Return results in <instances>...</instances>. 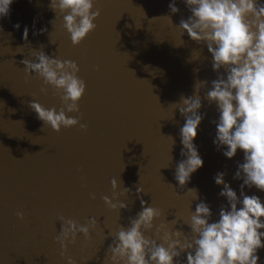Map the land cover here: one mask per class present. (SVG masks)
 <instances>
[{"label": "water", "instance_id": "obj_1", "mask_svg": "<svg viewBox=\"0 0 264 264\" xmlns=\"http://www.w3.org/2000/svg\"><path fill=\"white\" fill-rule=\"evenodd\" d=\"M170 3L179 12L172 13ZM95 9L100 11L97 27L78 45L50 0H15L0 19V264H66L56 240L61 216L79 224L97 219L90 238L79 234L67 256L77 264H110L109 246L120 226L127 228L141 211V199L162 212L145 232L155 238V226L173 220V229L190 236L186 222L201 200L210 205L212 220L218 219L227 200L218 195L223 185L214 182L217 172L225 173L239 195L243 180L233 177L243 152L229 159L212 142L218 112L205 93L217 73L207 46L178 26L191 15L183 0H98ZM40 50L79 65L86 92L80 111L69 115L86 129L77 124L57 132L36 118L31 100L62 107L52 86L24 70L22 61L35 60ZM197 81L208 82L198 93L203 120L195 139L204 165L181 188L175 169L184 159L179 130L185 121L173 104L196 95ZM113 178L122 182L120 189L112 188ZM125 187L128 194H122ZM138 187L143 192L138 194ZM189 188L198 190V199L186 192ZM114 191L126 208L104 202ZM244 191L264 200L255 187ZM259 256L264 264V249Z\"/></svg>", "mask_w": 264, "mask_h": 264}, {"label": "clouds", "instance_id": "obj_2", "mask_svg": "<svg viewBox=\"0 0 264 264\" xmlns=\"http://www.w3.org/2000/svg\"><path fill=\"white\" fill-rule=\"evenodd\" d=\"M14 2L0 0V19L9 15ZM97 2L50 0V8L62 15L63 28L74 45L97 27L95 20L100 15L99 9L94 10ZM183 3L191 15L181 19L178 26L190 39L207 46L212 69L217 73L205 93L208 103L215 104L218 112V118L212 121L216 129L212 142L229 159L238 150L243 152V162L238 163L233 177L242 179L243 183L238 195L225 181V173L217 172L213 179L217 185H223L218 195L226 198L227 206L220 207L218 219L213 221L210 205L204 200L197 203L186 222L191 229L190 236L173 229L175 220L155 226V238L146 236L145 232L153 229L154 221L162 212L141 199V211L130 219L127 228L120 226L109 246L110 264H260L259 251L264 249V200L256 194H245L244 188L255 187L264 192V0H183ZM169 9L172 13L179 12L175 3H170ZM14 26L19 28L18 23ZM28 32L25 26L22 36L25 41ZM22 63L26 73L43 78L44 84L60 94L62 107L59 109L46 108L31 100L29 105L36 118L57 132L77 124L86 129L87 124L69 115L80 111L79 102L86 92V83L78 75L79 65L72 60L50 57L43 50L35 51V60L24 59ZM207 83L197 81L196 95L182 96L173 104L185 121L179 130L184 159L175 169V180L181 188L204 165L195 139L203 120L198 93ZM41 91L47 89L41 88ZM121 183L115 178L111 180L114 190L120 189ZM130 191L125 187L122 194ZM136 191L139 194L143 188L138 187ZM186 192L193 200L198 199L196 188ZM103 200L112 209L127 207L118 199L116 191L113 197L106 195ZM17 216L23 219V213L18 212ZM59 221L61 230L56 240L61 255L66 264H77L73 257L66 255L68 246L75 243L79 234L90 238L97 219L91 217L85 224H79L61 216ZM182 253L187 254L185 261L180 259Z\"/></svg>", "mask_w": 264, "mask_h": 264}]
</instances>
